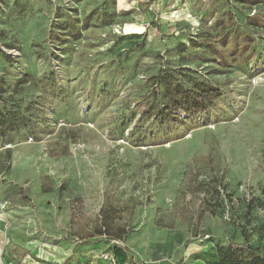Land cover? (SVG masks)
<instances>
[{"label":"rangeland","instance_id":"374dc122","mask_svg":"<svg viewBox=\"0 0 264 264\" xmlns=\"http://www.w3.org/2000/svg\"><path fill=\"white\" fill-rule=\"evenodd\" d=\"M160 70L222 95L163 117ZM103 227L116 264L264 255V0H0V259L106 264Z\"/></svg>","mask_w":264,"mask_h":264},{"label":"trees","instance_id":"16d2710c","mask_svg":"<svg viewBox=\"0 0 264 264\" xmlns=\"http://www.w3.org/2000/svg\"><path fill=\"white\" fill-rule=\"evenodd\" d=\"M25 77L20 78L23 81ZM156 83L162 87V97H167V102H163V117H173L179 115L193 114L203 112L210 107L213 102L222 95L221 90L211 83L189 78L190 87H186L182 80H178L174 75L168 71L160 70L157 74ZM9 154L8 150L5 151ZM218 193V190H216ZM210 205L206 210L210 215H216L217 207L221 205V201L216 200L214 206ZM109 239L106 228L103 227L101 232ZM245 240L248 236L243 231ZM118 239V238H113ZM210 249L214 253V258L208 264H264V255L253 250L249 244L240 245L228 242L226 245H214L209 243ZM113 253L116 262L119 259H124L125 252L119 247L113 248Z\"/></svg>","mask_w":264,"mask_h":264},{"label":"built area","instance_id":"2783aa9c","mask_svg":"<svg viewBox=\"0 0 264 264\" xmlns=\"http://www.w3.org/2000/svg\"><path fill=\"white\" fill-rule=\"evenodd\" d=\"M105 238L106 236L104 234H102ZM107 239V238H106ZM109 242H111L110 244L105 245L100 253V258L103 262H105L106 264H116V259L113 253V248L115 247H119L121 248L122 251L125 252L126 254V249L124 248L123 244H121V242H119L116 239H108ZM0 264H13L12 262H3L0 259Z\"/></svg>","mask_w":264,"mask_h":264},{"label":"crops","instance_id":"0c3cea01","mask_svg":"<svg viewBox=\"0 0 264 264\" xmlns=\"http://www.w3.org/2000/svg\"><path fill=\"white\" fill-rule=\"evenodd\" d=\"M0 249H1V247H0ZM0 254H1V252H0ZM2 260V259H1ZM3 262H13L12 260H10L8 257L6 258V259H4V260H2ZM47 261V260H46ZM26 264H38L37 262H35V261H32V260H30V259H28L27 260V262H26Z\"/></svg>","mask_w":264,"mask_h":264}]
</instances>
